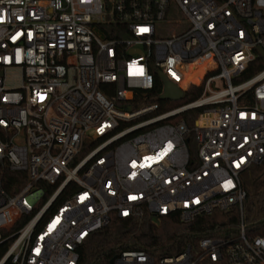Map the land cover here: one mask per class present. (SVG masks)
<instances>
[{"label":"built area","instance_id":"1","mask_svg":"<svg viewBox=\"0 0 264 264\" xmlns=\"http://www.w3.org/2000/svg\"><path fill=\"white\" fill-rule=\"evenodd\" d=\"M258 48L264 0H0V264H78L113 217L233 210L235 234L114 264H264V235L243 220L244 174L264 163V68L241 79ZM159 72L180 100L159 99ZM156 77L157 101L132 106ZM191 86L201 93L183 102Z\"/></svg>","mask_w":264,"mask_h":264},{"label":"trees","instance_id":"2","mask_svg":"<svg viewBox=\"0 0 264 264\" xmlns=\"http://www.w3.org/2000/svg\"><path fill=\"white\" fill-rule=\"evenodd\" d=\"M188 73V80L197 81L198 72ZM264 68V58L252 62L242 75V80L251 77ZM162 89L160 80L156 77L151 90H141L131 101L132 106L157 101V95ZM201 93V88L191 86L185 93L183 102L194 100ZM158 112H163L176 106L179 102H159ZM202 109H193L182 115L189 128L194 125ZM186 144L194 156L196 142L190 132L186 136ZM247 194L243 202V220L248 236L264 235V189L253 192L244 186ZM240 221L238 210L231 212L214 211L210 215H202L191 222L183 223L175 215L150 217L147 212L134 218L113 217L112 221L86 239L79 247L78 264H111V260L125 250L148 251L155 258L178 254L186 248L195 249L203 237H216L225 234H235ZM7 244L0 246V255L6 250Z\"/></svg>","mask_w":264,"mask_h":264},{"label":"rangeland","instance_id":"3","mask_svg":"<svg viewBox=\"0 0 264 264\" xmlns=\"http://www.w3.org/2000/svg\"><path fill=\"white\" fill-rule=\"evenodd\" d=\"M173 17L176 18V14L171 13L168 17L170 22L157 25L158 29L161 30V35L166 36L169 35L171 31L176 30V21ZM243 184L248 190L253 192L264 189V163L250 168V170L244 174Z\"/></svg>","mask_w":264,"mask_h":264},{"label":"water","instance_id":"4","mask_svg":"<svg viewBox=\"0 0 264 264\" xmlns=\"http://www.w3.org/2000/svg\"><path fill=\"white\" fill-rule=\"evenodd\" d=\"M261 54L264 56V51L261 48H258ZM159 77L163 81V93L159 95L160 100H173L177 101L183 97V92L177 85L170 80L166 79L165 75L162 72H159ZM129 109V107H127ZM111 264H114V260L112 259Z\"/></svg>","mask_w":264,"mask_h":264},{"label":"bare ground","instance_id":"5","mask_svg":"<svg viewBox=\"0 0 264 264\" xmlns=\"http://www.w3.org/2000/svg\"><path fill=\"white\" fill-rule=\"evenodd\" d=\"M190 70H191V66L187 68V73H186V79H185V82L188 80V73H189Z\"/></svg>","mask_w":264,"mask_h":264}]
</instances>
